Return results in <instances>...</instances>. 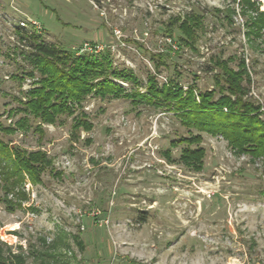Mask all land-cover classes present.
I'll use <instances>...</instances> for the list:
<instances>
[{
    "label": "rangeland",
    "instance_id": "374dc122",
    "mask_svg": "<svg viewBox=\"0 0 264 264\" xmlns=\"http://www.w3.org/2000/svg\"><path fill=\"white\" fill-rule=\"evenodd\" d=\"M238 2L0 0V120L10 129L0 137L48 160L38 181L23 172L6 190L0 159V239L26 264L41 251L55 264H264V155L192 129L204 155L190 165L179 159L190 132L177 115L125 97L89 94L55 122L23 110L40 74L21 31L132 71L138 86L113 79L126 91L144 92L154 77L218 97L223 61L264 120V34L248 35ZM197 15L193 43L179 42V23ZM84 118L87 128L76 123ZM23 192L8 210L3 199L16 204Z\"/></svg>",
    "mask_w": 264,
    "mask_h": 264
},
{
    "label": "trees",
    "instance_id": "16d2710c",
    "mask_svg": "<svg viewBox=\"0 0 264 264\" xmlns=\"http://www.w3.org/2000/svg\"><path fill=\"white\" fill-rule=\"evenodd\" d=\"M238 4L241 8L240 14L245 16L244 24L248 35L264 34V9L259 8V1L239 0ZM195 17L190 16L179 23L181 31L179 42H192L195 38L193 30L201 28L202 25L200 16ZM190 20L198 24L194 25V29L190 27ZM21 36L27 37L31 48L28 53L29 62L40 74L39 81L35 82L37 85L28 92L23 110L42 122H55L62 113H73L75 105L79 106L89 94L102 98L125 97L135 103L146 102L164 106L177 115L190 132L187 138L180 140L185 146L180 151L179 159L190 165L196 164V161H200L201 164L204 155L203 147H191L192 143L202 138L201 134H193L192 129L211 135H221L240 152H247L252 156L264 155V120L259 117L257 107L243 102L236 95L240 90L238 83L240 72L227 69L223 61L216 64L222 66V77L228 82L226 89L219 91L218 97H215L214 90L196 91L193 85H188L184 89L173 79L158 85L154 77L148 78L144 92L137 89L126 91L113 79L128 81L135 86L139 85V80L130 70L112 67L107 57L90 53L72 54L54 45L45 44L36 32L23 34L21 31ZM29 74L32 75L31 72ZM234 94L236 96L232 98L231 95ZM76 123L85 128L89 125L85 118L76 120ZM9 131L10 129L0 120V133ZM0 159L6 161L4 172L6 190L23 181V172L31 180L38 181L39 173L48 163L44 152H28L16 146H9L1 137ZM19 196L16 204L4 198L5 207L13 210L23 198L25 199L24 192ZM36 259L35 264L56 262L54 255L45 251L36 253ZM0 264H26V257L21 250L14 252L11 246L0 239Z\"/></svg>",
    "mask_w": 264,
    "mask_h": 264
},
{
    "label": "bare ground",
    "instance_id": "6f19581e",
    "mask_svg": "<svg viewBox=\"0 0 264 264\" xmlns=\"http://www.w3.org/2000/svg\"><path fill=\"white\" fill-rule=\"evenodd\" d=\"M263 4H262V8H264V0H262Z\"/></svg>",
    "mask_w": 264,
    "mask_h": 264
},
{
    "label": "built area",
    "instance_id": "2783aa9c",
    "mask_svg": "<svg viewBox=\"0 0 264 264\" xmlns=\"http://www.w3.org/2000/svg\"><path fill=\"white\" fill-rule=\"evenodd\" d=\"M20 25H24V23H23V22H21V23H20Z\"/></svg>",
    "mask_w": 264,
    "mask_h": 264
}]
</instances>
